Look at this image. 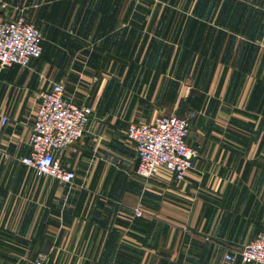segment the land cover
I'll list each match as a JSON object with an SVG mask.
<instances>
[{
	"label": "crops",
	"instance_id": "obj_1",
	"mask_svg": "<svg viewBox=\"0 0 264 264\" xmlns=\"http://www.w3.org/2000/svg\"><path fill=\"white\" fill-rule=\"evenodd\" d=\"M21 18L42 55L0 68V264H242L264 230V0H0ZM55 83L91 111L56 153L72 185L21 162ZM165 115L191 124L183 182L136 174L127 130Z\"/></svg>",
	"mask_w": 264,
	"mask_h": 264
},
{
	"label": "built area",
	"instance_id": "obj_2",
	"mask_svg": "<svg viewBox=\"0 0 264 264\" xmlns=\"http://www.w3.org/2000/svg\"><path fill=\"white\" fill-rule=\"evenodd\" d=\"M141 1V0H135ZM157 2L158 0H148ZM42 33L24 19L0 22V68L19 65L26 67L42 55ZM91 111L76 105L65 97V88L55 83L40 93V103L30 134L31 154L21 162L39 176H48L67 185L76 178L73 171L62 167L56 153L69 148L83 138L90 121ZM2 125L7 122L1 120ZM191 128L190 121L176 115H165L151 123L130 124L127 137L135 144L139 164L136 174L150 179L161 170L183 182L193 169L198 156L186 139ZM135 217H143L141 207L135 209ZM242 264H264V230L257 238L246 244L238 253ZM230 262L235 256L227 255ZM34 264H48V257L39 254Z\"/></svg>",
	"mask_w": 264,
	"mask_h": 264
}]
</instances>
